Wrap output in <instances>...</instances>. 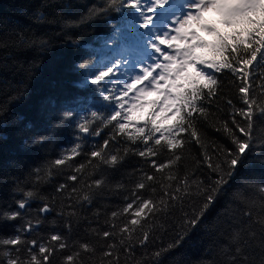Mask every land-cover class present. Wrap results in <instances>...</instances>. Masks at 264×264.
<instances>
[{"label":"trees","instance_id":"trees-1","mask_svg":"<svg viewBox=\"0 0 264 264\" xmlns=\"http://www.w3.org/2000/svg\"><path fill=\"white\" fill-rule=\"evenodd\" d=\"M140 4V9H134L126 7L125 0H0V264L16 256L27 264V249L38 253L30 243L20 245L19 251L15 245L2 243L18 235L24 241L35 239L46 245L56 244L50 240L52 235L63 236L67 247H56L51 264H65L66 255L79 251L78 243L97 245L96 257L100 251L110 250L105 244L118 243L119 235L101 238L89 228L109 230L104 221L111 211L130 202L134 184L142 175L139 170L153 174L150 163L130 153L116 167L100 164L82 173L75 169L93 159L91 151L98 150L106 139L110 140L107 151L112 154L125 147L144 148L141 141L133 142L127 134L117 133L115 122L107 124L115 101L104 99L119 95L128 83V49L151 39L141 13L152 18L155 15L147 11L150 0H140ZM108 68H113L108 77L92 83ZM262 74L264 62L255 63L248 81L252 85L250 96L245 98L238 91L242 81L235 74L229 70L216 73L222 82L218 98L211 104L204 102L215 114L216 127L211 121L198 122L207 154L222 172L229 171L227 161L238 146L233 137L217 130L219 121H227L235 138L250 146L231 174L224 175L226 183L219 186L203 216L197 213L206 201L192 181L199 183L202 193L221 178L222 172L208 167L204 148L189 143L174 169L178 176L190 177L188 191L179 193V199L167 200V207L158 205L159 211L142 222L145 228L152 226L150 241L146 245L133 241L128 259L129 248L121 247L120 264H264V225L260 222L264 217ZM247 100L256 101L251 121L239 112L248 110ZM233 118L241 126L252 124L249 137L239 132ZM85 121L90 129L87 133L79 128ZM77 144L78 155L63 166L54 164L56 159L71 155ZM168 156L162 151L157 159L166 162ZM73 174L80 179L72 181L69 177ZM101 176L106 185L93 196L92 204H77L69 195L72 187L81 189ZM117 183L125 187L118 189ZM169 183L180 186L183 180ZM62 184L68 188L61 190ZM155 186V195L147 190L141 194L153 199L164 195L160 186ZM28 192L33 196L28 197ZM20 201H26L25 208L19 207ZM45 204L52 210L42 212ZM97 209L99 216L94 215ZM70 211L79 214L69 216ZM13 212H20V216L9 219ZM193 218L197 221L194 224L190 223ZM155 252L161 255L156 257ZM96 257L89 260L85 255L82 259L97 264Z\"/></svg>","mask_w":264,"mask_h":264},{"label":"snow or ice","instance_id":"snow-or-ice-1","mask_svg":"<svg viewBox=\"0 0 264 264\" xmlns=\"http://www.w3.org/2000/svg\"><path fill=\"white\" fill-rule=\"evenodd\" d=\"M152 3L160 7L168 3V0H152ZM125 6L140 9V0H125ZM184 7L187 10L181 16L176 17L177 27L171 29L175 33L174 35L164 32L155 35L149 41L150 47L159 53L161 59L142 68L141 74L135 75L130 83L124 84L123 88L119 90V95L104 97L105 100L115 101L114 110L107 117V124L115 122L116 132L127 134L128 139L133 142L141 141L144 145L143 150L125 147L115 149V154H112L107 151L110 140L106 139L98 150L91 151L90 156L93 159L89 160L87 164H80L75 169L76 173H82L86 172L88 168H98L100 164L116 167L128 154L134 153L150 163L154 170L153 174H149L143 169L139 170L142 175L134 184L130 202L111 211L110 217L104 221L109 225V230L89 228L90 232L101 238L110 239L119 235L118 243L105 244L104 247L110 250L100 251L98 257H96L99 251L97 245L88 242L78 243L79 251L66 255L65 264H87L82 259L85 255L89 256V260L96 257L97 264H120L118 250L121 247L129 248V253L125 257L128 259L132 256L133 241L140 245H146L150 241L152 226L149 225L145 228L144 223L154 212L159 211L158 205L167 207V200L179 199L178 194L182 191L187 192L189 189L190 177L187 175L180 177L174 171L182 161L183 151L187 144L195 143L204 148V159L208 162V167L214 171L222 172L220 165H213L212 158L207 154L206 140L198 127V122L200 120L211 121V126L216 127L215 114L204 106L205 101L211 104L214 99L218 98L222 82L216 73L229 70L235 74L242 81L238 91L245 98L250 96L252 85L248 81L252 77L253 66L257 62H264V0H188ZM147 11L152 12L153 8L149 7ZM141 14L143 15V27L148 28L153 22L152 17L143 14V12ZM193 21L196 24L188 31H184ZM112 72L113 68L101 71L93 83H98ZM160 88H163L165 92V101L171 100V103L163 102L161 104L159 101H151L149 102L151 107L137 106L144 93L155 92ZM246 102L248 110L240 109L239 112L240 115L251 121L256 101L247 100ZM227 103L231 104L232 101L228 100ZM261 112L264 113V108H261ZM69 115L71 114L69 113ZM92 116L96 117L97 113L93 112ZM232 123L245 137L250 136L252 127L250 122L246 126H241L233 118ZM219 125L217 130L225 131L233 137L238 150L227 161L229 171L222 172L221 178L215 181L212 186L205 188L202 193L199 192V183L192 181L197 184L198 194L203 195L206 201L197 213L199 216H203L204 211L213 202L214 194L219 191V186L226 183L224 175L231 174V169L241 162V154L250 146L248 142H242L235 138V133L227 121H219ZM79 128L83 132L90 130L87 121L81 123ZM94 134L100 135V132ZM116 138V135L111 137L112 140ZM79 148L80 145L77 144L71 150V155L56 159L54 164L56 166L67 164L72 157L79 154ZM162 151L169 153L166 162L157 159ZM69 178L72 181L80 179L75 174ZM181 179L183 184L180 186L169 183H179ZM105 185L106 180L101 176L92 179L90 184L85 183L81 189L72 187L69 195L75 198L77 204H92L93 196L104 189ZM155 185L160 186L164 195L153 199L152 196L141 194V190H147L155 195L157 193ZM115 187L122 189L125 185L117 183ZM59 188L66 190L68 186L62 184ZM27 196L32 197L33 193L28 192ZM164 196H167V199ZM125 199L128 200L129 197H125ZM25 206L26 201L19 202L21 209ZM51 210L47 204L41 209L45 213ZM67 214L77 216L79 213L70 211ZM94 215L99 216L100 210L97 209ZM18 216H20V212H13L8 218L16 219ZM196 222L195 218L190 221L193 224ZM260 222L264 225V217ZM32 227V224L29 223L28 229L31 230ZM67 227L71 229L72 225L68 224ZM50 240L56 244L46 245L38 243L35 239L28 242L22 240L19 235L3 240L2 243L17 246V251H19L20 245L30 243L38 248V253L34 254L32 248L27 249L29 254L27 264H51L56 247L63 250L67 244L61 235H52ZM161 252H155L153 255L158 257ZM5 255L10 254L5 253ZM7 264H25V261L16 256L9 258Z\"/></svg>","mask_w":264,"mask_h":264},{"label":"rangeland","instance_id":"rangeland-1","mask_svg":"<svg viewBox=\"0 0 264 264\" xmlns=\"http://www.w3.org/2000/svg\"><path fill=\"white\" fill-rule=\"evenodd\" d=\"M187 2L188 0H168V3L157 7L152 3V0H150L155 15L152 18L153 22L149 25L151 30L150 40H152L155 35L164 32H169L170 35L175 34L171 29L177 27L175 23L176 17L181 16L187 10L184 7ZM149 41H141L128 49L127 56L129 61L126 66L130 74L128 83L131 82L135 75L141 74L142 68L148 67L158 59H161L159 53H156L150 47ZM163 99L164 98H161L159 101L161 104L163 103Z\"/></svg>","mask_w":264,"mask_h":264},{"label":"clouds","instance_id":"clouds-1","mask_svg":"<svg viewBox=\"0 0 264 264\" xmlns=\"http://www.w3.org/2000/svg\"><path fill=\"white\" fill-rule=\"evenodd\" d=\"M196 24L195 21H193L190 25L189 28H186L184 31H188L192 26H194ZM86 63V61H85ZM80 67H82L83 65H78ZM93 83V81H92ZM161 98H165V92L163 90V88L158 89L155 92H151V93H144L141 98L140 101L138 103V107H140L141 105H147L149 107H151V104L149 102L151 101H160ZM163 102H167V103H171V100L165 101V99H163Z\"/></svg>","mask_w":264,"mask_h":264},{"label":"water","instance_id":"water-1","mask_svg":"<svg viewBox=\"0 0 264 264\" xmlns=\"http://www.w3.org/2000/svg\"><path fill=\"white\" fill-rule=\"evenodd\" d=\"M87 133V132H86Z\"/></svg>","mask_w":264,"mask_h":264}]
</instances>
